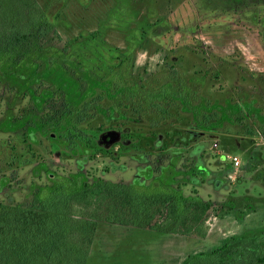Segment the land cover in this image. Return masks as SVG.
I'll return each mask as SVG.
<instances>
[{"label":"rangeland","instance_id":"rangeland-1","mask_svg":"<svg viewBox=\"0 0 264 264\" xmlns=\"http://www.w3.org/2000/svg\"><path fill=\"white\" fill-rule=\"evenodd\" d=\"M39 1L58 33L0 59V201L159 174L210 200L205 235L98 222L87 264H181L264 231V0Z\"/></svg>","mask_w":264,"mask_h":264},{"label":"trees","instance_id":"trees-1","mask_svg":"<svg viewBox=\"0 0 264 264\" xmlns=\"http://www.w3.org/2000/svg\"><path fill=\"white\" fill-rule=\"evenodd\" d=\"M51 33L58 32L39 0H0V59L25 55ZM155 181L144 188L63 182L25 204L0 201V264H87L100 221L205 235L210 200L182 198ZM181 264H264V231L233 237Z\"/></svg>","mask_w":264,"mask_h":264},{"label":"built area","instance_id":"built-area-1","mask_svg":"<svg viewBox=\"0 0 264 264\" xmlns=\"http://www.w3.org/2000/svg\"><path fill=\"white\" fill-rule=\"evenodd\" d=\"M217 147H218V143L215 142L214 146H213L214 150L217 151ZM227 157L234 163L235 167H239L240 166L241 159H240V157L238 155L229 154V155H227Z\"/></svg>","mask_w":264,"mask_h":264},{"label":"crops","instance_id":"crops-1","mask_svg":"<svg viewBox=\"0 0 264 264\" xmlns=\"http://www.w3.org/2000/svg\"><path fill=\"white\" fill-rule=\"evenodd\" d=\"M145 176H146V175H145ZM146 178H148V179H150V180L152 179L151 181H155V180H157V179H158L159 181L164 180V178H163L161 175H160V176H152V175H151V177H150V176H149V177L146 176ZM155 178H156V179H155ZM174 181H175V180H174V178H173V181H172L171 184H173Z\"/></svg>","mask_w":264,"mask_h":264},{"label":"water","instance_id":"water-1","mask_svg":"<svg viewBox=\"0 0 264 264\" xmlns=\"http://www.w3.org/2000/svg\"><path fill=\"white\" fill-rule=\"evenodd\" d=\"M108 135H112V133H111V132H109V134H108ZM108 135H105V136L107 137ZM106 137H105V138H106ZM115 137H116V135H115V136H112V138H111V141L115 140Z\"/></svg>","mask_w":264,"mask_h":264},{"label":"clouds","instance_id":"clouds-1","mask_svg":"<svg viewBox=\"0 0 264 264\" xmlns=\"http://www.w3.org/2000/svg\"><path fill=\"white\" fill-rule=\"evenodd\" d=\"M138 63H140V61H138Z\"/></svg>","mask_w":264,"mask_h":264}]
</instances>
